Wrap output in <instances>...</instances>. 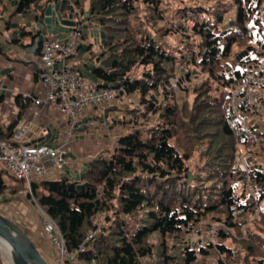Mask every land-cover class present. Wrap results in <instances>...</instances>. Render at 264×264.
I'll list each match as a JSON object with an SVG mask.
<instances>
[{
    "label": "trees",
    "instance_id": "1",
    "mask_svg": "<svg viewBox=\"0 0 264 264\" xmlns=\"http://www.w3.org/2000/svg\"><path fill=\"white\" fill-rule=\"evenodd\" d=\"M59 1L65 17L81 6V0H0V19L10 8L44 13ZM85 1L106 32L93 74L99 88L112 83L119 96H138L142 110L133 111L134 129L92 161L81 188L66 178L28 185L1 166L0 202L25 194L57 222L84 264H175L168 237L180 239L200 224H222L221 242L197 251L186 242L184 264H197L211 251L219 264H264V165L249 178L240 163L256 137L264 157V133L252 126V137L243 128L230 94L240 73L224 70L234 46L264 56V0ZM233 8L235 24L223 30ZM179 66L188 97L183 106L171 86ZM194 69L202 74L199 82L192 81ZM163 87L169 94L159 101ZM29 102L17 98L20 117ZM20 119L0 129V140L11 141ZM258 206L259 215L243 231L241 218ZM90 232L96 236L81 252ZM229 237L238 249L226 243Z\"/></svg>",
    "mask_w": 264,
    "mask_h": 264
},
{
    "label": "crops",
    "instance_id": "2",
    "mask_svg": "<svg viewBox=\"0 0 264 264\" xmlns=\"http://www.w3.org/2000/svg\"><path fill=\"white\" fill-rule=\"evenodd\" d=\"M86 2L81 0V6L75 7L81 12L88 13L89 5L88 3L86 5ZM14 13L15 8H10L7 14L0 19V42L3 48V54L0 53V129L6 131L21 118L19 123H26L29 129L26 144L47 143L60 145L68 141L66 148V156L69 161L68 169L70 173L73 172L75 177L87 163L92 162L105 149L114 148L121 134L128 133V129L125 130V128L119 127L121 122L117 120L122 118L124 114L126 115L129 108L134 107L138 103V96H117L109 105L105 106V109L87 108L81 115L80 128L70 138L67 137L69 119L64 112L53 108L32 109L29 106L20 117L17 98L23 94H31L34 97H46L48 88L40 77L42 71L40 55L43 44L35 45L34 41L26 39L25 44L22 46L17 41L8 38L13 29L6 31L8 22L24 23L31 20L36 12L28 14L26 17H23L21 13ZM93 19L94 17L91 16V20ZM96 26L102 29L99 25ZM96 26L90 23V28H95ZM62 37L51 35L49 39H59L64 42ZM93 41V39H81L77 56L67 61V65L77 71L86 68L93 74V70L89 65L92 64L95 67L101 65L98 55L102 51L100 43L92 47L94 54H91L89 49L84 51L85 45H89ZM5 69H9L10 72L2 73ZM36 74H38V77ZM85 80L89 89L99 88V81L97 85L89 79L85 78ZM46 166V175L43 177L35 176L32 182L54 181L62 178L69 180L66 176V168L58 169L51 162H47ZM14 198L9 202H0V214L13 222L15 221L16 223H14L29 235L38 250L42 249V252L39 251L46 261L48 260L45 258L46 255L49 258L54 257V252L48 239L38 227L36 216L29 211L26 202Z\"/></svg>",
    "mask_w": 264,
    "mask_h": 264
},
{
    "label": "built area",
    "instance_id": "3",
    "mask_svg": "<svg viewBox=\"0 0 264 264\" xmlns=\"http://www.w3.org/2000/svg\"><path fill=\"white\" fill-rule=\"evenodd\" d=\"M78 21L80 23L67 44L59 39H48L42 45L40 77L48 88L47 96L22 95L23 99L30 100L29 106L32 109L53 108L64 112L69 119L68 138L75 135L80 128L81 115L87 108L105 109V106L120 94V90L116 87L89 89L81 72L67 65V61L78 54L82 36L81 16ZM235 71H239L240 77L231 89L232 106L247 131L258 119V114L264 110V56L252 58ZM28 134L27 124L20 122L11 141L0 140V165L11 175L30 185L35 176L46 175L47 162H51L58 169L68 167L69 161L66 156L68 141L60 145L26 144ZM248 134L254 137L250 131ZM35 205L42 233L56 252L59 264H84L75 253L70 252L57 222L43 208ZM218 230L219 228L215 226H209L205 240L197 243L198 249L204 247L206 243L216 245ZM95 236L96 232L88 234L85 244L80 246L81 252L85 251L86 244Z\"/></svg>",
    "mask_w": 264,
    "mask_h": 264
},
{
    "label": "water",
    "instance_id": "4",
    "mask_svg": "<svg viewBox=\"0 0 264 264\" xmlns=\"http://www.w3.org/2000/svg\"><path fill=\"white\" fill-rule=\"evenodd\" d=\"M62 1H59L56 4H49L44 13H34V16L31 20L24 23H11L7 28V32L13 29L12 33L8 35L9 39L17 41V43L22 46L25 44L26 39L34 41L35 45L43 44L44 41L49 39V36L58 35L63 36L64 43L69 42L70 36L76 30V27L80 23L78 18L82 17V36L81 39L89 40L93 39L89 45H85L84 51L88 50L90 47L95 46L100 43L103 45L106 43V32L105 30L99 29L97 25L96 18L94 17L91 20V15L89 13L81 12L73 6L70 10L67 18L63 16L60 11ZM33 11L24 10L21 12L23 17H26L28 14H31ZM92 21V22H91ZM90 23L94 24L95 28H90ZM235 24L234 21L230 22V26ZM243 54L249 55V51H245ZM250 60V59H249ZM89 67L94 70V65L90 64ZM10 72L9 69H5L2 73ZM86 79L93 81L95 84L98 83V78L88 71L86 68L79 70ZM115 84L112 83H103V87H114ZM97 130H99L97 128ZM92 162L87 163L82 170L75 177L73 172L70 173L68 167H66V176L68 177L69 184H77L78 188H81L87 183H83L84 175L89 171ZM70 175V176H69ZM73 176V177H72ZM192 179V177H190ZM242 179V178H241ZM0 237L3 238L13 249V264H49L33 240L25 233L17 224L13 221L0 214Z\"/></svg>",
    "mask_w": 264,
    "mask_h": 264
},
{
    "label": "rangeland",
    "instance_id": "5",
    "mask_svg": "<svg viewBox=\"0 0 264 264\" xmlns=\"http://www.w3.org/2000/svg\"><path fill=\"white\" fill-rule=\"evenodd\" d=\"M87 3L88 2H86V5H87ZM236 12H237V9L233 8L229 12V14L225 17V21L222 24V29L223 30H225L226 28H228V26H230L229 24H230L231 21L235 22ZM245 51H246V49L239 48L237 46L233 47V50H232V54L233 55L229 58V60L226 62L225 67H224L226 75H229V76L233 75L234 71L236 69H238V67H240V65H242L245 62H248L249 59L253 58L250 53H249V55L243 54ZM180 68H182V67L181 66L178 67L177 76L171 80V86H172L174 92L176 93L177 103H179L180 105L183 106L187 102L188 97H187L186 92L180 87V84H179V81H180V79L182 77L181 71H183ZM200 77H202V74L200 73V71L197 70V69H194L192 71V81L199 82V78ZM160 90H161L160 94L156 96L159 101L163 100V94H162L163 92H165L166 94H169V92L167 90V87H163ZM134 109L135 110H138V109L142 110V107L139 104V101L134 107L129 108V110L126 112V115L124 114V116L122 118L117 120V121H120V122L122 121L119 124V127H123V128H125V130L128 129L129 130L128 132H130L132 129H134L133 128V125L135 124L134 121H133V118L135 117V113L133 112ZM258 115H259L258 119L251 125L254 126L256 129H258L259 131H261L262 133H264V110L261 113H259ZM157 119H158V115H153L152 120L156 122ZM129 122H131V123H129ZM113 125H114V123H113ZM107 131H109V130H107ZM120 132H121V130H120ZM247 132H249V128H248ZM255 140H256L257 144L252 148L253 151L251 153L250 152L249 153H245L242 156V158H240V163L244 167V169L246 170L247 175L249 176V178L254 177L253 169L254 170L255 169H261V168H263V165H264V157L259 155L260 154V149H259V146H258L259 145V138L256 137ZM102 154H103V152L101 153V155ZM242 180H243V176L240 177V181H242ZM248 187L246 185H244V189L248 188V190L251 191V193H254L252 191V188L249 185H248ZM261 188H262V186H261ZM242 195L244 196L245 192ZM14 199H21L24 202H26V204L28 205L29 211H31V213L34 216H36V221L38 223V227H39V229H41V225H40V222H39V219H38V215H37V210H36V207H35L36 205L34 204V202L33 201H29L26 198L25 194L18 195ZM259 213H260V206H258L256 211L249 210L248 214L246 216H244L243 218H241L240 222L242 223V225H244V226H242L243 231L246 228V226L252 221V219L256 218L259 215ZM209 226H215L217 228H221L222 224H216V225L215 224H213V225L200 224L195 229H193V232L191 234H187L186 233V235H185V233H182L180 235V237H182V238H180V239H176V238H173V237H168V240L171 242V245L173 246V250L170 253V255H172L174 257L175 264H184L183 247L185 246L186 242H188L189 243L188 245H191L193 248L198 249V244L202 243L203 240H205L203 238L205 237L204 235L206 234V230L209 228ZM226 231H227V234L231 235L232 237L235 236L234 233L229 231L228 229H226ZM194 234H196L197 236L194 235ZM202 236H204V237H202ZM244 237H246V235ZM191 238H193V239H191ZM153 241L156 244H160V242H161L160 236L155 235L154 238H153ZM198 241H199V243H198ZM220 242H221V239L218 237L217 240L215 241V243H220ZM226 243L230 247H233L234 249H238L236 244L234 243V241H233V239L231 237H229L227 239ZM207 245H209V244L206 243L204 245V247H206ZM213 246H215V245H213ZM39 250L42 252L41 248ZM53 252H54V257L49 258L46 255L45 258L48 259L47 261L49 262V264H59V259H58L57 255H56V252L54 250H53ZM217 256H218V254H216L215 251H214V253H213V251H211V255H208L206 257L199 256L198 259H197V264H219ZM219 257L221 259H223L222 256L219 255ZM0 264H8V262L3 257V252L1 250V248H0Z\"/></svg>",
    "mask_w": 264,
    "mask_h": 264
},
{
    "label": "bare ground",
    "instance_id": "6",
    "mask_svg": "<svg viewBox=\"0 0 264 264\" xmlns=\"http://www.w3.org/2000/svg\"><path fill=\"white\" fill-rule=\"evenodd\" d=\"M261 26V25H260ZM256 46V45H255ZM234 83V82H233ZM261 163V162H260ZM255 221V220H254ZM216 225V224H215ZM226 226V225H225ZM0 248L3 252L4 259L8 262V264H13V249L12 247L0 237Z\"/></svg>",
    "mask_w": 264,
    "mask_h": 264
}]
</instances>
